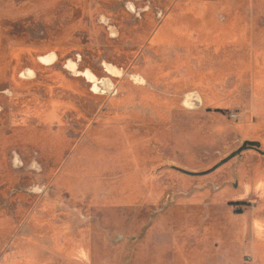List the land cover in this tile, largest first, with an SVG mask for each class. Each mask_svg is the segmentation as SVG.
I'll return each instance as SVG.
<instances>
[{
    "label": "rangeland",
    "instance_id": "obj_1",
    "mask_svg": "<svg viewBox=\"0 0 264 264\" xmlns=\"http://www.w3.org/2000/svg\"><path fill=\"white\" fill-rule=\"evenodd\" d=\"M0 264H264V0H0Z\"/></svg>",
    "mask_w": 264,
    "mask_h": 264
},
{
    "label": "bare ground",
    "instance_id": "obj_2",
    "mask_svg": "<svg viewBox=\"0 0 264 264\" xmlns=\"http://www.w3.org/2000/svg\"><path fill=\"white\" fill-rule=\"evenodd\" d=\"M56 55L54 53L49 54L46 57H40L39 60L46 63L47 65H52L56 60ZM71 67V66H70ZM109 69V68H108ZM31 70V69H30ZM32 71H28L30 74ZM85 76L88 78V80L95 86V88L99 87L100 85L104 84V79L101 81L99 78H97L91 71L87 70L83 72ZM80 75V74H79ZM108 82H110L109 78H106ZM261 99V98H260ZM198 102H200L198 100ZM259 191V190H258ZM263 245V244H262Z\"/></svg>",
    "mask_w": 264,
    "mask_h": 264
},
{
    "label": "trees",
    "instance_id": "obj_3",
    "mask_svg": "<svg viewBox=\"0 0 264 264\" xmlns=\"http://www.w3.org/2000/svg\"><path fill=\"white\" fill-rule=\"evenodd\" d=\"M246 144H251V145H256V146L258 145L257 142H256V143H255V142H246ZM246 144H245V145H246ZM245 145H244L243 147H241V148L239 149V151L246 149L247 147H245Z\"/></svg>",
    "mask_w": 264,
    "mask_h": 264
}]
</instances>
